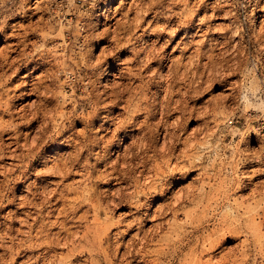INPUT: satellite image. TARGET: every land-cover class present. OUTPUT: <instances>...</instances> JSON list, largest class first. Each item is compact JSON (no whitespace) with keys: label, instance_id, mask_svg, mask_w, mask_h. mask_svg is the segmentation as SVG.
<instances>
[{"label":"rangeland","instance_id":"obj_1","mask_svg":"<svg viewBox=\"0 0 264 264\" xmlns=\"http://www.w3.org/2000/svg\"><path fill=\"white\" fill-rule=\"evenodd\" d=\"M172 16H174L173 20H171ZM200 28L201 30H198ZM31 32L34 36L30 35ZM92 35L99 38L89 46L88 43L85 44V36L88 38L93 37ZM116 35L122 37L120 44L125 52L116 54L114 58L109 57L104 66L106 69L103 70L101 66L96 71V77H91L82 66V59L91 55L90 61H95L108 41L113 40V36ZM196 42L200 44L197 45ZM195 45L198 47L195 48ZM144 46L171 56L162 64L160 69L162 75H166L165 72L170 73L169 61L176 62L172 64V69L173 73L177 71L178 77L176 75L174 77L175 93L171 98L173 101L179 99L181 110L173 113L171 110L167 120L170 123L176 116H181L183 124L181 123L177 133L180 140L189 139H186L185 144L177 145L174 150V154H179L175 163H178L177 170L172 173L166 172L163 176L159 175L155 178L153 176V179L146 184L150 187L144 188L143 193L138 194L142 200H153L149 213L160 205H167L163 213L157 215V219L154 220L148 216L141 224L134 225L132 231L127 232L122 227L117 228L115 222L118 223L119 219L134 218L129 214L135 209H128L129 202H123L126 207H115V209L111 207L112 205L103 204L97 213V221L99 224L105 221L113 224L107 231L108 239L100 240V247L104 248L109 243L118 244L119 247L121 245L120 253L132 246L131 256L129 255L121 264H264V170H262L264 167L261 166L259 156L262 152L263 140L262 135L256 131L264 116V0H0V59L9 54H11L10 58L15 56L11 53L13 48H17V51L23 49L25 53L32 54L18 60L14 65L18 67V71L9 85L12 88L22 80H26L27 89L32 88L33 84L37 87L31 94L22 95L21 104L28 108L26 112L36 104L37 108L41 107L40 110L50 109L51 114L57 116L63 109L61 105L63 99L66 101L65 104L74 100L79 101L78 113L86 114L93 111V105L86 98V82L92 80L99 92L104 90L105 95H102V98L111 90L117 91L126 83H131V80L125 77H128V73L137 71L136 67L140 64L138 59L143 55L140 54L136 62H132L133 53L142 50ZM203 50L205 52L208 50L205 55L213 54V60L216 59L218 62L212 75H209L207 70L209 67L202 64V61H207V58L203 57L205 56L202 54ZM194 51L203 58H199L201 62L198 68L203 75L198 79L196 77L197 84L193 91L189 88L188 79L180 75V72L188 63V55L191 56ZM79 64L81 67L78 66ZM108 64H111L109 68ZM114 64H119L122 70L118 71ZM151 66L157 68L158 64ZM25 74L29 76L22 78ZM144 75L146 77L142 82L135 80L133 83V86L138 84L141 86L135 91L133 102L137 103L136 99L142 91L147 93L148 104H153L152 98L162 96L163 88L161 83L153 86L159 80L158 76L150 80L147 74ZM150 84L152 86H149ZM156 90L157 94H155ZM55 91L57 93H54ZM110 99L100 101L96 109L99 120L95 123L93 131L98 129L99 124L101 125L106 118L123 112L121 108L123 102H119L116 107L106 108ZM137 105V109L131 106L126 113H123L124 119L134 113L139 114V118L134 120L135 124L127 128L131 135H128V132L121 133L119 143L115 140L111 147L108 146L110 149L106 152L100 151L99 148L91 151L92 159L89 160L91 164L95 163L98 154L100 157L103 156V163L96 166V170L102 171L104 166L115 161L119 168L121 162L119 157L125 146H128L133 138V141L139 138L142 142L145 132L147 135L153 133L154 124L160 117L158 106L156 116L148 119V130L144 128L137 131L138 124L147 115L148 107L143 109L146 105L140 103ZM133 109L134 111L131 112L130 110ZM113 120L117 122L118 119ZM81 122L83 123V120L75 123L74 131L78 133L83 131ZM50 124L49 131L44 136L47 143L43 144L45 142L43 141L40 144L35 156L31 154L19 162L14 156L7 155L1 162V165L8 167L22 162L32 166L28 170L31 173L29 179L20 184V188L15 187L18 181L15 175L18 171L12 170L11 175L0 174V256H2L0 264H21L24 259L14 248L18 246L16 226L20 225L19 200L22 199L20 196L28 192L25 186H33L32 183L37 182L34 179H37L41 186L51 188L55 179L48 178L43 172L51 166L57 154L70 150L59 149L48 141L56 136L52 122ZM115 126L111 124L109 128ZM110 129L98 130L97 137L102 139L100 146L106 145L107 140L110 139L112 134ZM20 130L25 133L24 129ZM191 133L194 134L192 138L189 136ZM10 136L11 133L7 132L4 138ZM29 136L28 142L33 138L34 132ZM162 136L161 130L158 135L152 134L153 146H160ZM62 137L56 139L55 143L64 142ZM19 142L22 140L20 139ZM190 144L194 145L189 147ZM135 146L131 155L133 164L128 166L134 168L135 172L130 173L127 182L122 183L114 179L111 181L113 189L124 184L126 192L132 195L134 194L132 184L138 180V170L152 174V166L157 158L152 156L150 150L142 152L143 148L140 144L135 142ZM183 150L185 154L194 156L193 162H189V158L183 155ZM93 152L99 153L93 154ZM22 153L25 151L19 148L15 154ZM56 157L59 159V156ZM44 159H47L46 164L43 162ZM139 161L140 163L145 161V166H140ZM174 161L173 159L172 162ZM1 170L3 169L0 168ZM75 171L78 172L77 169ZM35 174L39 175L35 176ZM172 175L174 181L169 182ZM95 176L94 173L92 178ZM77 180H80L79 176L73 179V181ZM95 180L99 191L104 192V189H108V186L101 184L102 180ZM139 181L142 183V178L139 177ZM162 181L170 187L169 192L165 191L164 194L167 196L164 200L153 199L154 193L159 192V189H153V185L159 187ZM69 182L72 181L68 179L66 183ZM89 186L92 187L91 184L83 183L78 188L82 192L83 188ZM146 191L148 193L145 194ZM83 194L86 195V192L83 191ZM129 194L123 199L132 201L138 199V196L131 198ZM179 195L183 196L184 200L175 211H170L168 207H171ZM2 196L4 199L1 198ZM29 210L33 211V207ZM91 216L89 213L87 225L93 221ZM13 218L16 220L12 221ZM157 223L161 224L159 229L155 228L158 226ZM70 224L71 221L68 225ZM83 226L78 229H83ZM138 226L140 232L135 237ZM115 227L119 230L118 233ZM56 231L57 229L53 230ZM142 236H145L143 242L138 240ZM100 238L102 234L98 233L93 240ZM79 244L82 252L77 254L78 259L73 264H89L90 260L91 264H108L111 260L114 264L119 263V254L112 259L113 254L118 250L116 246H112L109 255L91 259L89 254L94 252L92 251L94 248L90 242ZM54 252L65 255L67 249H57Z\"/></svg>","mask_w":264,"mask_h":264},{"label":"bare ground","instance_id":"obj_2","mask_svg":"<svg viewBox=\"0 0 264 264\" xmlns=\"http://www.w3.org/2000/svg\"><path fill=\"white\" fill-rule=\"evenodd\" d=\"M221 7H223V6H221ZM171 8H172V6H171ZM200 8H201V6H200ZM55 10L56 11L58 10L57 5L55 6ZM137 15H138V13H137ZM135 17H136V15H135ZM173 17L174 16L171 17V20H173ZM167 24H169V23H167ZM162 25H164V24H162ZM184 27H186V26H184ZM198 30H201V28ZM174 33H175V31H174ZM30 35H33V32H31ZM168 37H166V38H168ZM98 38L95 36L87 38V36H85V41H86L85 44L88 43L89 46L91 44L93 45V42L97 41ZM103 39H105V38H103ZM121 39H122V37H117V35L113 36V40L108 41L107 46L106 45H105L106 47L104 46L105 49L101 50V54L99 56H97V58H95L96 59L95 61H90L89 57H91V55H87L82 59V66H84V69L88 73L91 74V77H93V76L96 77V75H97L96 71L98 68L100 69L101 66H103V70L106 69V67H104L105 62L109 57L114 58L116 56V54L121 53V52H125V50H123L124 49L123 46H121V44H120ZM172 39H173V37H172ZM197 43H199V42H196V44ZM227 43L228 42H226V44ZM20 44L21 43H19V45ZM197 45H195V48ZM16 46L18 47V45H16ZM159 48H161V47H159ZM195 48H193V49H195ZM194 52L195 53L192 54L191 56L188 55V58H189V60L187 61L188 63H187V65L185 64V67L180 72V75L185 76L188 79L189 88H191L193 91L196 88L197 79L201 78L202 77L201 75H203V73L200 74V72L198 70V68L200 67L199 62H201L200 59L202 57L200 58V54L198 52H196V51H194ZM207 52H208V50H207ZM207 52L204 51V53L202 52V54L205 55ZM210 52H212V51H210ZM11 53H14L15 56L10 58L11 54H9L8 56L5 55V56H3L2 59H0V168L3 169L0 171V174L5 175V173H6V175H11V174H13L12 170L18 171L15 175L16 179L18 180L17 184L15 186L16 188L17 187L20 188L19 185L20 184L22 185L23 183H25L27 181V179H29V175L31 173H29L28 170H29V168L31 169L32 165L27 164L26 162L25 163L22 162V163H18V164H13L10 167H8V166H5L4 164L1 165V162L3 161V157H6L7 155H8V157L14 156L19 162L23 161L25 158H27L31 154L33 156H35L37 153L36 152L37 149H40V144L43 143V141H45L44 136L47 135L46 133H48V131H49V126L51 125L50 124L51 122L53 124L52 127L54 126V128H55L54 132H55L56 136L52 140H48V141L53 143V145L59 147V149H61V148H69L70 149L69 151L67 150V151H64L60 154H57L56 156H59V159H57L58 157L55 156L53 159L54 161L51 164V166H49L43 172V175L48 176V178L53 177L55 179V183L52 185L51 188L48 189V188L41 186V183L38 182L37 179H34V181L35 182L37 181V182L35 184L32 183L33 186H30V185L27 186L26 185L25 189H27L28 192H26V194L24 196H20V198L22 197V199L19 200V204H20L19 208H20L21 212H20L18 222L20 225H19V227H17L18 225L16 226L18 246L15 244L17 247L14 249L17 251V253L19 254L20 257H24L21 264H63L64 262H67V263L69 262V264H73V262L77 261V259H78L77 254L82 252L81 248H79V246H80L79 243L87 242V241L90 242V245L93 246V248H94L92 250L94 252H91L89 254L91 259H93L95 257H99V256L105 257V255H107L110 252V249L112 248V246H116V250L117 249L118 250L115 251L112 259H115L114 257H117L119 254V263L118 264H121L122 261L124 259H126L129 255L131 256L130 248L132 246L130 244V246H131L130 248L127 247L126 250H123L120 253H119V250H120L119 248L121 247V245L119 247V245L116 243H115L116 245L109 243L107 246L105 245L106 247H104V248H102V246L100 247V243H99L100 240L101 239H105V240L108 239L107 231L109 230V226L112 225L113 223L105 221L103 224H99V222L97 221L98 220L97 213L103 204L112 205L111 207H114V209H115V207H126L127 205L125 203L129 202V205L127 206L128 209L129 210H131L132 208L135 209L134 211L130 212L129 216L134 217V218L119 219L118 223L115 222V224H117V226H116L117 228L122 227L124 229V231L128 232V231L133 230L134 225L141 224V222L143 220H145L148 216H150V219H153V220L157 219V215L162 214L164 207L167 206V205H160L157 208H154L152 213L151 212L149 213V210H150V207H151L153 200H142L141 196H139L138 194L139 193L142 194L144 188L150 187V186H146V184L153 179V176L155 178L159 175L163 176V174H165L166 172L172 173L174 170H177L176 168H177L178 163L177 164H175V163H176V159L179 157L178 156L179 154L178 155H176V153L174 154V150L176 149L177 145L185 144V141L187 139V138H184L183 140H180L181 138L179 137V134L177 133L178 130L181 128V123L183 120L181 116H176L175 119H173L172 122H170V123H168V120H167V118H169V114L171 113L170 112L171 110H172V113H173V111L176 112L178 110H181L179 99H177L176 101H173L171 98V96H173L172 94L175 93L173 91V82H174L173 80H174L175 75L177 74V71L175 73H173L174 70L172 69V64L176 63V62L172 63V61H169V62H171V65L169 64V66L171 68L168 67V68H170V71H168V72H170V73L165 72L166 75H164V74L162 75L161 71H160V69L162 68V64L165 61V59L169 60L170 59L169 57H171V56L165 55L160 50L155 51L153 49L148 48L147 46H144L142 48V50H137L133 53L134 58L132 59V62H136V58L138 59V56L140 54L143 53V55L140 57V59H138V62L140 64H139V67H136L137 71L132 72V73H128V77H125V79L131 80V83H126L122 88H120L117 91L111 90L106 95V97L102 98V95H105V91L102 90L99 92L98 87L96 86L95 82L93 83L92 80H88L86 82V84H87V96H86V98L89 99V103H91V105H93L94 110L89 111L86 114H83L82 112L78 113V108L80 106L79 101L74 100L73 102L71 101L70 103L65 104L66 101H65V99H63V104H61L63 109L59 111L60 112L59 115L55 116V115H53V113L51 114L50 109L44 108L43 110H40L41 107L37 108L36 104L33 105L29 109L28 112H26V110L28 108H26V105L21 104L22 95L25 96L27 94H31L32 91L36 90L37 87L34 86V84H33L32 88L27 89L26 86L28 84H27L26 80H22L19 84L14 85L12 88H10L9 85L14 80L16 73L18 71V67L17 66L14 67V65L18 62V60H21L22 58H26L27 56H30L32 54L25 53L23 49H20L19 51H17V48L16 49L13 48ZM203 57H206L207 61H204V62L202 61V64L204 66L209 67V69H207V70L210 73L209 75H212L213 70L215 69L214 67H215L216 63H218V62H216V59H215V61L213 60L214 59L213 54H207ZM180 63H182V62H180ZM152 64H158L157 68H152L153 67V66H151ZM179 65H181V64H179ZM78 66L81 67L80 64ZM109 66H111V64H108V68H109ZM114 67L118 71L122 70L119 67V64H114ZM216 67H217V65H216ZM220 69H221V67H220ZM123 73L125 74V72H123ZM216 73H217V71H216ZM144 74H147V77L150 80H152L153 78L158 76L159 80L156 81L155 85L153 84V86H157V84L161 83V86L163 88L162 91L164 92V94L162 96L152 98L153 104H150V103L148 104L147 96H146L147 93H144L142 91L140 92L141 94H140L139 98L136 99V101H137V103L146 105V106H144L143 109H145V107L148 106L147 110H146L147 115H145L144 120H142L138 124L137 128L136 127L135 128L137 129V131H140L144 128H147V130H148V126H149L148 125V119L154 118L156 116V113H157L156 108L158 106L160 117H159L158 121H156L154 124L153 133L158 135L159 130L163 131V136H162V141L160 143V146H158V147L155 145L153 146V144H152L153 141L151 140L153 133H151L150 135H147V133L145 132L143 137H142V139H143L142 142L139 141V138L136 139V141H133V139H134L133 138L132 142L128 146H125L123 153L120 154V157H119V158H121L119 168H117L116 161L115 162L112 161L113 163H111L107 166H104L105 168L102 171L96 170L95 169L96 166H99V165H101V163H103L102 162L103 156L100 157V155L98 154L99 152H93V154L97 153L98 156L95 158V163L91 164L89 162V160L92 159L91 158V151H95L99 148L100 151L106 152L110 149V147L113 145L115 140L117 143H119L121 133H127L128 132V135H131V134H129L130 130H127V128L129 126L135 124L134 120L136 118H139V114L134 113L131 116H127V119H124L123 113H126L127 110H129L131 106L137 109L138 105L136 102L135 103L133 102V96L135 95V91L138 90L139 87H141V86L139 84L133 86V83L135 80L142 82L143 79L146 77ZM180 75H179V77H180ZM28 76L29 75L25 74L22 76V78L28 77ZM205 76H207V75H205ZM196 77H197V79H196ZM186 78H184V80ZM161 79L163 80L162 82H161ZM179 80H181V79H179ZM176 81H178V80H176ZM200 81H202V80H200ZM149 86H152V85L150 84ZM60 87H62V86H60ZM131 89L134 92H132ZM174 90H176V89H174ZM186 90H188V88ZM54 93H57V92L55 91ZM155 94H157V90H156ZM181 95L183 96V94H181ZM65 97L66 96H64V98ZM108 98H111V99L109 100L110 102L108 104H106V108H107V106H109V108L110 107H116L119 104V102H123L124 105L121 106V108L123 109V112L117 114L118 118H117V116L106 118V120H104V122H102L101 125L99 124V128L96 129L95 131H93V127H94L95 123L98 122V120H99L98 114L96 113V109H97L98 105L100 104V101H102L103 99H108ZM183 99H184V97H183ZM183 99H180V100H183ZM171 104H172V107H170ZM130 111L133 112L134 109L130 110ZM5 117H6V119L3 120V118H5ZM57 118H58V120L56 121ZM114 118L118 119L117 122H115L113 120ZM59 119L61 122L58 123ZM79 120H81V121L83 120V123L81 122V124H82V128H83L84 132L81 131V133H78V132L73 130V126ZM65 124H67V125H65ZM111 124L116 125L114 128H112L113 130L109 128V126ZM20 129H24L25 133L21 132ZM33 129H35V130L33 131ZM109 129L111 130V133H112L110 135V139L107 140L108 142H106V145L100 146L99 143L102 141V139H101V137H97L98 130L99 131H102V130L107 131ZM70 131H72V132H70ZM7 132L11 133V136L4 138V135ZM31 132H34V136L31 139V141L28 142L27 138L30 137L29 135L31 134ZM128 135H126V136H128ZM192 135H194V134L191 133L189 136L192 138V137H194ZM61 136H63L62 141H64V142H62L61 144L55 143V140L58 138H61ZM47 138H49V136ZM20 139L22 140V142H19ZM135 142L141 145V147L143 148L142 152H146V151L150 150L152 152V156H157V158H156V163L152 166V170H153L152 174H149L147 172L143 173V170H138V173H137L138 180H135L134 183L132 184V185H134L133 186L134 188L132 190L134 192V194L132 195V193H130L131 198H134V197L136 198V196H138V199L135 201H132L130 199H126V200L123 199L124 197H126L129 194V192H126V190H125L126 187H124L125 186L124 184L122 186H119V187L113 189L111 186V184H112L111 181L114 179L115 181L119 180V182H122V183L127 182L126 179L129 178L130 173L135 172L134 168L128 167L129 165L133 164L131 155H132V149L135 146ZM45 143H47V141H45L43 144H45ZM193 145L194 144H190L189 147H192ZM108 146H110V147H108ZM118 146H120V144H118ZM11 147H12V149H11ZM19 148L24 150L25 153L18 154V155L15 154L19 150ZM184 150H186V149H184ZM184 150L182 151L183 155L186 156V158H189V160H190L189 162H193L194 156L187 154V153L185 154ZM180 155H181V152H180ZM183 155H181V156H183ZM259 156H260L261 166L264 167V152L263 151L260 152ZM173 159L175 160L174 162H172ZM178 160H180V159H178ZM43 162L46 164L47 159H44ZM139 163H140V161H139ZM144 163H145V161L141 162L140 166L144 167L145 166ZM183 166H184V164H183ZM178 167H181V166H178ZM75 169H77L78 172L75 171ZM262 170H264V169H262ZM94 173L96 174V176H95V178H92ZM262 174H263V172H262ZM38 175L39 174H35V176H38ZM40 175H42V174H40ZM77 176H79L80 180L73 181V179H75ZM139 177L142 178V181H143L142 183H141V181H139ZM68 179H70L72 182L66 183L68 181ZM95 179L102 180L101 184L108 186V189L107 188L104 189V192L102 190L99 191V189L97 188V182H95L96 181ZM171 181H174L173 175L171 176L169 182H171ZM41 182H43V181H41ZM83 183L86 185H88V184L92 185V187L89 186V188H83V191L86 192V195L83 194V191L82 192L79 191V188H78L80 186V184H83ZM94 185H95V187H93ZM153 189H159V192L154 193L153 199L164 200L167 196V195L165 196L164 193H165V191L169 192L170 187L167 185L166 182L162 181L159 187L156 185H153ZM132 191H130V192H132ZM3 193H4V191H3ZM144 193L146 194V193H148V191H146ZM181 195H179L177 198H175L171 207H168V209L170 211H175L178 208L179 204L184 200L183 196H181ZM1 198L4 199L3 196ZM6 199L7 198H5V200ZM36 201H38V202H36ZM123 202H125V203H123ZM32 207H33V211H30L29 208H32ZM0 209H1V207H0ZM141 210L144 212H140ZM79 211H80V213H79ZM89 213H91V215H92L91 218L93 221L91 224L87 225ZM15 220H14V218L12 219V221H15ZM70 221L72 222V224L68 225V223ZM4 224H6V223H4ZM156 225H158L155 227L157 229H159L161 227V224L157 223ZM82 226L84 228L79 230L78 228H80ZM116 227H115V229L117 231L116 233H118L119 230H117ZM54 229H57V231L53 232ZM137 230L138 231L135 233V237L139 235L140 226L137 227ZM147 231L148 230H146V232ZM98 233L102 234V238H100L99 240H93V237H95ZM145 236H142L141 238L139 237L138 240H140L141 242L145 241L144 240ZM105 243H107V242L105 241ZM0 245H1V243H0ZM147 245H149V244H147ZM4 246H7V245H4ZM9 248H11V247H9ZM57 249H67V253L65 255H62L61 253L56 254L54 251L55 250L57 251ZM139 250H137V251H139ZM0 259H2V256H0ZM89 264H91V260H90ZM108 264H114V262L111 260L108 262Z\"/></svg>","mask_w":264,"mask_h":264},{"label":"built area","instance_id":"obj_3","mask_svg":"<svg viewBox=\"0 0 264 264\" xmlns=\"http://www.w3.org/2000/svg\"><path fill=\"white\" fill-rule=\"evenodd\" d=\"M256 131L257 133H260L262 135L261 139L263 140V148H262V151L264 152V116H263V119L261 120V125H258L256 127Z\"/></svg>","mask_w":264,"mask_h":264}]
</instances>
